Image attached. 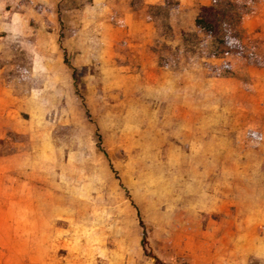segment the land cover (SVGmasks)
I'll use <instances>...</instances> for the list:
<instances>
[{"label": "rangeland", "instance_id": "374dc122", "mask_svg": "<svg viewBox=\"0 0 264 264\" xmlns=\"http://www.w3.org/2000/svg\"><path fill=\"white\" fill-rule=\"evenodd\" d=\"M19 1L0 264H264V0Z\"/></svg>", "mask_w": 264, "mask_h": 264}, {"label": "trees", "instance_id": "16d2710c", "mask_svg": "<svg viewBox=\"0 0 264 264\" xmlns=\"http://www.w3.org/2000/svg\"><path fill=\"white\" fill-rule=\"evenodd\" d=\"M225 16V12L218 10L215 6L214 0H212L210 5L200 7L194 23L196 27L203 29L210 35L216 36L219 33V24L224 20ZM234 40L235 42L238 41H236V39ZM222 42L228 46L232 45L229 37H226ZM234 46L238 47L239 45L237 43V45ZM76 75L77 74L75 73L73 75L74 81L78 79Z\"/></svg>", "mask_w": 264, "mask_h": 264}, {"label": "crops", "instance_id": "0c3cea01", "mask_svg": "<svg viewBox=\"0 0 264 264\" xmlns=\"http://www.w3.org/2000/svg\"><path fill=\"white\" fill-rule=\"evenodd\" d=\"M7 4V3H9V4H14V3H16V4H20V1L19 0H0V12H1V10H3V13H5V14H9L10 13V11H8L5 7H3L2 9H1V6H2V4ZM16 11H18V12H12V15H14V16H16L17 17V15H20V16H23L24 14H23V12H21V11H19V10H16ZM3 23V26L0 28V29H3V30H5L6 31V29H9L10 28V19L9 20H5V21H3L2 22Z\"/></svg>", "mask_w": 264, "mask_h": 264}]
</instances>
